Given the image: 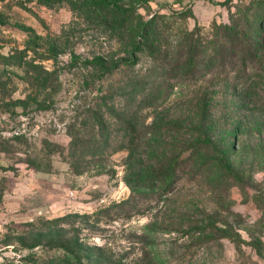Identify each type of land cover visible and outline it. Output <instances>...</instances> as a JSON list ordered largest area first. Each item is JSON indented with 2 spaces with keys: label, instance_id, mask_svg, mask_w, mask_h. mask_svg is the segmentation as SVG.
<instances>
[{
  "label": "rangeland",
  "instance_id": "1",
  "mask_svg": "<svg viewBox=\"0 0 264 264\" xmlns=\"http://www.w3.org/2000/svg\"><path fill=\"white\" fill-rule=\"evenodd\" d=\"M137 1L134 21L158 12L180 31L244 13L264 24V0ZM22 48L30 66L9 64ZM101 54L118 66L102 73L82 64ZM151 64L70 0H0V264H67L61 244L70 237L86 264H264L261 69L251 70L253 82L230 65L225 79L211 74L203 85L223 123L213 145L178 165L169 190L135 192L127 114L145 124L180 117L173 100L139 107L145 92L131 80ZM87 109L101 111L105 127ZM76 129L90 140L74 143ZM162 132L167 148L186 137ZM99 154L106 172H97Z\"/></svg>",
  "mask_w": 264,
  "mask_h": 264
},
{
  "label": "trees",
  "instance_id": "2",
  "mask_svg": "<svg viewBox=\"0 0 264 264\" xmlns=\"http://www.w3.org/2000/svg\"><path fill=\"white\" fill-rule=\"evenodd\" d=\"M70 1L82 9H91L98 22L109 25L127 53L134 56L147 53L153 59V64L148 67L146 74H136L131 80L132 88L143 87L145 92L139 107L147 106L148 104H142L149 97L155 102L162 99L173 100L171 108L179 111L180 117H160L145 124L138 116L127 114L128 119L122 125L131 139L134 162L139 164L135 167L136 171L133 172V179L129 183L135 192L169 190L178 176V165L208 150L214 143L215 132H219L223 124L215 119L212 96L205 89L208 85H203V82L210 80L211 74H215L219 80L225 79L230 70L243 71L253 82L255 79L250 73L255 67L261 69V77L264 76V24L260 23V20L255 23L256 18L244 13L230 22L214 21L207 30L196 24L180 31L174 27L171 20L158 12L147 19L136 18L134 21L136 15L135 6L130 5L132 0ZM145 1L148 0H138V6ZM27 51V48L13 50L9 53L7 62L30 66L31 61L26 59ZM118 61L114 54H101L83 59L82 64L105 73L110 72L113 66H118ZM227 65H230V70L225 72ZM237 85L236 82L233 87L235 92ZM85 115L93 122L95 118H100L98 121L102 124L101 127H105L101 111L91 112L87 109ZM165 130L186 134V137L180 138L177 143L167 148L170 144L165 143L168 136L163 135L162 131ZM79 134L81 132L76 129L75 135H72L74 143L90 140L88 137H80ZM171 149L173 153L170 154L167 151ZM94 153H90V159L94 158ZM97 156V172L108 171L109 168L102 160L103 155ZM217 160L222 166L223 157H218ZM73 166H81V163L74 162ZM64 240L65 243L61 246L70 255L67 264H86L79 252L80 241L72 237ZM87 258L88 262L92 260Z\"/></svg>",
  "mask_w": 264,
  "mask_h": 264
}]
</instances>
